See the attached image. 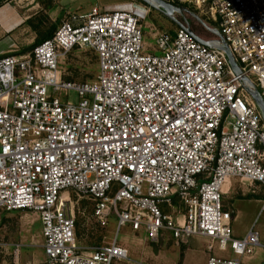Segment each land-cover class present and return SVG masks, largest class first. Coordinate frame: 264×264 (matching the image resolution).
Returning a JSON list of instances; mask_svg holds the SVG:
<instances>
[{"label": "built area", "instance_id": "1", "mask_svg": "<svg viewBox=\"0 0 264 264\" xmlns=\"http://www.w3.org/2000/svg\"><path fill=\"white\" fill-rule=\"evenodd\" d=\"M179 1L216 26L241 76L183 29L148 27L145 5L68 15L31 51L0 56V210L38 217L49 264L129 259L117 239L80 249L70 193L93 203L100 225L114 216L118 231L154 243L198 237L209 253L229 251L206 264H242L264 249L255 228L233 236L223 206L230 180L264 188V120L241 83L264 100V0ZM78 49L96 54L91 81L63 79L61 59ZM70 93L74 102L60 98ZM175 199L180 216L165 212Z\"/></svg>", "mask_w": 264, "mask_h": 264}, {"label": "rangeland", "instance_id": "2", "mask_svg": "<svg viewBox=\"0 0 264 264\" xmlns=\"http://www.w3.org/2000/svg\"><path fill=\"white\" fill-rule=\"evenodd\" d=\"M177 7L184 6L179 0H165ZM142 7L144 4L140 0H1L0 8L8 7L15 9L18 16L25 21V25L31 29V37L26 35V39L31 43L24 46V52L32 50L39 39L56 29L62 20L71 14L83 15L94 7L101 9H116ZM205 22L209 27L216 26L208 22L194 9L184 6ZM148 9V8H146ZM176 19L185 24L188 22L198 36L209 39L211 35L204 27L191 15L183 17L176 15ZM24 25V24H23ZM146 25L155 28L160 32H175L177 24L166 17L163 13L151 9L146 21ZM147 42L151 43L150 37L154 32L146 29ZM8 55V54H7ZM60 67L63 79L72 82H86L95 78L98 72V60L96 54L90 50L78 49L69 53L61 59ZM62 100L74 102L76 95L73 93L61 96ZM240 189L246 188L238 180H234ZM257 186V185H256ZM254 189L264 194V188ZM250 195V194H246ZM239 196L241 193L239 192ZM249 196H246L248 198ZM262 197V196H259ZM76 221V240L80 249L91 251L96 247L110 245L115 239L129 251V259L122 264H183L185 256L189 254L187 264H203V255L206 253L207 242L198 238L189 239L186 244L175 241L170 235L160 238L157 243L151 242L144 232H133L129 227L118 231L116 217L111 216L106 225H100L93 217V203L80 198L75 193H70ZM225 199L223 198V202ZM248 200L245 201L246 205ZM254 206H248L249 213L256 216L255 225L258 229L264 222V214L260 215V207L253 211ZM166 213L173 216H180L184 212L182 203L175 199L172 208L165 209ZM243 220L233 224L236 231L245 233L246 225ZM42 226L38 217L29 212L7 213L0 210V264H49L44 251L41 237ZM22 246L18 257L14 255L13 245ZM190 250V251H189Z\"/></svg>", "mask_w": 264, "mask_h": 264}, {"label": "crops", "instance_id": "3", "mask_svg": "<svg viewBox=\"0 0 264 264\" xmlns=\"http://www.w3.org/2000/svg\"><path fill=\"white\" fill-rule=\"evenodd\" d=\"M25 24V21H23L21 17L18 16V13L15 9H9L8 7L0 8V56L7 54H22L25 50L24 46L31 44L29 40L25 38L26 35H28V37H31V29ZM234 183V180H230L223 189V198L225 199V201L223 202V206L227 211H230L232 213L233 219L231 223V230L233 236L236 238H242L247 235V233L252 228L256 229L257 227L255 225V223H257L255 218L256 215L254 213H249L248 206H254L253 211H255V209L257 210L258 207H260V215H263L264 212L261 213V208L264 202V194H259L260 191L255 190L256 188H253L254 185L249 186L242 184L243 186H246V188L240 189ZM256 187L261 189V187L258 185ZM239 192L241 193L242 197L239 196ZM246 196L249 197L246 198ZM246 200H248V205H246L245 203ZM240 220H243L245 222L244 224L246 225L245 233L243 234L236 231L233 227V224H237V222H239ZM256 230L259 232L260 241L264 245V222ZM198 240L207 242L208 244L210 243V241L205 238H198ZM187 242L184 243L186 244ZM213 253L220 257H230L229 251L221 252L218 250V248H216ZM213 253H209L208 249H206V253L203 255V264L207 263L209 256ZM188 260L189 254L185 256L183 264H187ZM242 264H264V249H258L253 256L244 259Z\"/></svg>", "mask_w": 264, "mask_h": 264}, {"label": "water", "instance_id": "4", "mask_svg": "<svg viewBox=\"0 0 264 264\" xmlns=\"http://www.w3.org/2000/svg\"><path fill=\"white\" fill-rule=\"evenodd\" d=\"M141 3H143L145 6L157 10L161 13H163L166 17L171 19L174 23L177 24V26L181 29H183L189 36H191L194 40H196L198 43L210 48V49H216L219 51H222L225 53L228 63L230 67L232 68L233 72L237 76H241L242 72L236 63L227 43L221 36L220 32L215 29L209 27L205 22H203L198 15L191 12L189 9L185 8L184 6L177 7L165 0H140ZM191 15L193 16L203 27L204 29L211 35V38L204 39L200 36L196 35L190 24L185 21V24L179 22L176 19V15H179L183 17L184 15ZM241 83L243 85V88L250 94V96L253 98L255 104L257 105L263 120H264V100L260 94V92L256 89V87L253 85V83L246 77H241Z\"/></svg>", "mask_w": 264, "mask_h": 264}, {"label": "trees", "instance_id": "5", "mask_svg": "<svg viewBox=\"0 0 264 264\" xmlns=\"http://www.w3.org/2000/svg\"><path fill=\"white\" fill-rule=\"evenodd\" d=\"M0 1H1V0H0ZM54 31H55V29L52 30L50 33L46 34L44 37H42V39H39V40L37 41V43L35 44V46L38 45V44H40L41 42H43V41H45V40L51 38L52 35H53V33H54Z\"/></svg>", "mask_w": 264, "mask_h": 264}]
</instances>
